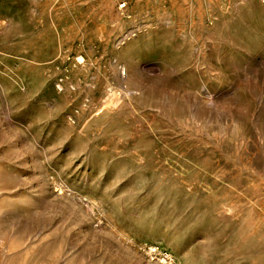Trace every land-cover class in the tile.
I'll list each match as a JSON object with an SVG mask.
<instances>
[{
	"label": "rangeland",
	"instance_id": "rangeland-1",
	"mask_svg": "<svg viewBox=\"0 0 264 264\" xmlns=\"http://www.w3.org/2000/svg\"><path fill=\"white\" fill-rule=\"evenodd\" d=\"M0 264H264V0H0Z\"/></svg>",
	"mask_w": 264,
	"mask_h": 264
}]
</instances>
